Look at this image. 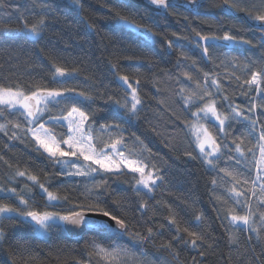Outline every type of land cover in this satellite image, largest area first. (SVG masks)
I'll use <instances>...</instances> for the list:
<instances>
[{
	"label": "trees",
	"instance_id": "obj_1",
	"mask_svg": "<svg viewBox=\"0 0 264 264\" xmlns=\"http://www.w3.org/2000/svg\"><path fill=\"white\" fill-rule=\"evenodd\" d=\"M131 3L134 7L122 8L120 0H81V8L75 6L73 0H0V76L12 75L14 81L22 84L41 81L54 87L49 83L51 73L48 71V63L61 57L66 60L67 66L78 68L82 76L92 77L107 85L117 97L124 96L125 89L114 82L116 75H128L133 81L139 79V85H133L138 87L146 103L140 119L125 125L128 128L125 135L134 132L142 139L147 137L145 143L155 154L154 162L160 167L164 180L150 194L151 198L143 197L148 204L146 211L138 208L140 199L132 191L134 180L131 175L97 176L96 180H106L107 187L102 195L108 204L114 201L123 203V211L131 218L130 230H138L144 234L151 227L153 239L132 247L129 244L131 237L127 234L122 239H102L95 233L86 231L73 238L63 225L54 227L46 236H40L28 223L17 221L13 226L5 220L3 224L7 238L0 242V264H108L95 254L89 257L90 248L86 246L93 239L105 245L116 240V243L128 250L125 264H260L264 260V230H261L260 239H257L254 232L231 226L224 219L226 212L241 215L245 213L236 208L221 188L213 190L210 181L216 172L209 171L199 158L191 160L185 156V152L189 151L196 154L193 135L186 124L196 123L191 113L197 111L200 105L192 106L186 111L179 96L182 87L185 89L184 95L188 96L189 90L195 89L197 81L203 86V73L211 72L220 80L231 101L241 109H247L249 101L245 93L255 96L254 89L238 87L235 79L229 84L224 74L234 71L242 83L251 75L244 71V65L248 61L256 62L253 71L264 66V60L261 59L264 57V49L258 46L261 33L257 25L243 12L226 14L221 8L223 0H206L198 10L199 15L182 8H170L168 16L157 15L144 6L133 1ZM254 3L258 4V0H247L248 7H252ZM45 6L52 10L47 15L42 11ZM113 9L129 15L137 23L152 27L158 34L155 40L145 45L139 32L116 22ZM253 12L255 13V9ZM41 17L47 19V27L39 38L28 37L23 30L14 34L4 31L5 28L22 26L24 22L31 25ZM193 29L221 36L225 31L231 30V35L237 39L251 40L256 47L235 44L228 48L210 49L216 65H221L222 61L227 65L226 68L223 65L214 67L213 62H206L200 49L191 43L195 36ZM174 33L189 38L188 41H183L184 48H167V41L176 39ZM181 51L186 54L187 59L180 56ZM134 54L151 61V71L147 63L140 66L139 63L126 60V57ZM41 57L46 60L44 70L31 71L33 66L41 62ZM233 57L237 58L235 63L240 65L239 68L234 69L229 63ZM112 64L118 65L117 73L112 71ZM186 72L192 76V80L184 75ZM91 107L104 109L105 104L98 99ZM110 113V108L98 113V123L110 118ZM5 116L6 119H0V123L11 121L25 126L19 119V113H5ZM253 119L256 117L253 116ZM259 119L264 122V116ZM201 123L207 124L210 131H215L214 124L203 118ZM150 126H154L160 135L153 134L149 130ZM261 126L262 124H258L252 135L249 134L246 122H234V131L229 130V141L233 137L238 143L243 141L242 147L247 156V160L242 162L244 165L253 160L249 149H255V159L259 158L256 145ZM12 131L9 125L7 135L0 132V156H3V160H0V184L18 187L19 190L25 186L31 187V183L26 178H17L13 184H8L17 168L39 175L41 181L44 179L43 173L51 175L54 169L50 162L35 151V145L28 137L21 134V139L10 140ZM166 142L171 143L166 146ZM129 146L131 147L130 142ZM226 159L227 157L219 161V167L243 172L245 176H255L254 165L251 166V173H248L244 171V167L237 166L235 161L225 164ZM5 161L12 167L9 168ZM85 183L91 182L53 180L50 190H60L61 195L69 194L75 199L84 193ZM250 188L251 183L240 186L241 190ZM36 199L43 207V198L37 196ZM5 202L15 203L14 200ZM69 207L70 204H65L56 210L66 211ZM173 215L181 229L187 227L190 231L208 233V238L200 248L192 249L190 244L185 246L182 241L173 239L177 235L176 226L169 224V218ZM197 215L203 216L202 223L195 220ZM254 227H259V224ZM182 235L184 239H190L186 233ZM230 237L236 238V242L230 240ZM169 243L171 248L162 247ZM200 251L205 253L203 258L199 255ZM173 253H178V257Z\"/></svg>",
	"mask_w": 264,
	"mask_h": 264
},
{
	"label": "snow or ice",
	"instance_id": "obj_2",
	"mask_svg": "<svg viewBox=\"0 0 264 264\" xmlns=\"http://www.w3.org/2000/svg\"><path fill=\"white\" fill-rule=\"evenodd\" d=\"M147 3L154 6L156 10L163 9L165 13L170 8L178 6L173 4L172 0H147ZM73 4L82 8L81 0H73ZM120 6L134 7L131 0H120ZM182 6L185 8L192 6L196 15H199L196 11L199 6L197 0H187V3ZM221 8L229 15L245 13L247 18L257 25L261 33L258 46L264 49V0H258V4L254 3L252 7L247 6V0H223ZM42 11L47 15L52 10L45 6ZM112 12L118 24L126 25L139 32L145 45L157 37V32L149 25L137 23L129 15L115 9ZM46 27L47 19L41 17L31 25L24 22L22 26L5 28L4 31L14 34L23 30L28 37L39 38ZM193 31L195 36L191 43L200 49L201 56L206 62H213L214 67L223 65L226 68L227 65L223 61L221 65H216L210 49L228 48L235 44L256 47L251 40L237 39L236 36L231 35V30L225 31L222 36L215 33L204 34L195 29ZM173 35L176 39H169L167 48H184L183 41H188L189 38L175 33ZM225 55L227 56V53ZM180 56L187 59L183 51ZM236 59L233 57L229 60L234 69L240 67L235 63ZM261 59L264 60V57ZM126 60L139 63L140 66L147 63L151 71L152 62L142 56L134 54L126 57ZM45 62V58L41 57V62L33 66L31 71H43ZM179 66L178 59L177 67ZM254 67H256L255 61H248L244 65V71L250 72L251 75L242 83L234 71L224 74L229 84L235 79L238 87L254 89L255 96L245 93L249 101L247 109H241L239 105L231 101L225 94L226 89L220 80L211 72L203 73V86L197 81L195 89H190L188 96L184 95L185 89L182 87L179 90V96L186 106V111L192 106L200 105L197 111L191 113L197 123L186 124L193 134L196 154L193 155V152L189 151L185 152V156L191 160L199 158L209 171L216 172L210 181L213 190L221 188L236 208L245 213L241 215L229 211L225 213L224 219L233 227L246 228L254 232L257 239H260V232L264 230V211H258L264 209V122H261L259 118L264 116V66L253 71ZM111 68L114 73L118 72V65L112 64ZM48 71L51 73L48 78L49 83L55 85L54 87L41 81L22 84L14 81L12 75L0 76V119H6L5 113L8 115L19 113V119L25 125L22 127L20 123L6 121L0 123V132L7 135L11 125L13 131L9 139H21L22 135L28 137L35 145V151L50 162L54 169L51 175L43 173V181L39 175L30 174L27 169L14 170L8 184H13L17 178H26L31 183V187L25 186L18 190V187L0 184V197H3L0 199V242L7 238L3 224L5 220L11 222L13 226L17 221L28 223L34 231L39 233H47L61 225L65 227L71 225L81 231L93 232L102 239L111 237L122 239L127 234L131 237L129 244L132 247H138L152 240L153 228L151 227H148L144 234L138 230H130L131 218L123 211V203L114 201L108 204L102 195L107 187L106 180H96L97 176H119L125 173L131 175L134 180L132 191L140 199L138 208L141 211H146L148 208L147 201L143 197L151 198L150 194L164 180L160 167L154 162L155 154L145 143L147 137L142 139L134 132L125 135L128 132L125 125L140 119V113L146 103L138 87H133V83L139 85V79L133 81L128 75H116L114 82L118 87L125 89V95L117 97L112 94L113 90L107 85L97 82L92 77L82 76L78 68L67 66L66 60L61 57H56L48 63ZM184 75L192 80L189 73L186 72ZM98 99L104 102V109L91 107ZM108 108L111 109L110 118L98 123V113ZM222 108L225 110L222 111ZM253 116L256 119H253ZM201 118L214 124L215 131H210L207 124L199 123ZM234 122H246L250 135L255 134L258 124H262L256 145L259 150V159H255V149H249L253 160L248 165L242 164L247 160L242 147L243 141L238 143L235 137L229 141L231 134L229 130L234 131ZM149 130L155 135H160L154 126H150ZM170 143L166 142V146ZM5 147L8 146L5 145ZM225 157H227L225 164L235 161L237 166L244 167V171L248 173H251V166L254 165L255 176H245L243 172L219 167V161ZM0 160H3V156H0ZM5 163L8 164L7 161ZM8 167L11 168L12 165L8 164ZM53 180H71L77 183L90 181L91 183H85L84 193L73 199L69 194L61 195L60 190H50ZM249 183H251L250 189H240L241 185ZM37 196L43 198V207L39 205ZM217 199L222 198L217 197ZM5 200H14L15 203H8ZM65 204H70L68 210H56ZM195 220L202 223L203 216L197 215ZM257 223L259 227H254ZM169 224L176 226L177 235L173 239L182 241L185 246L190 244L192 249L200 248L208 238L206 232L190 231L187 227L181 229L174 215L169 218ZM182 233H186L190 239H184ZM230 240L236 242L234 237H230ZM86 247L90 248L89 257L95 254L108 264H125V258L128 256V250L116 243V240H111L105 245L93 239ZM162 247L171 248L172 245L169 243ZM173 255L178 257V253ZM199 255L203 258L205 253L200 251ZM260 264H264V260H261Z\"/></svg>",
	"mask_w": 264,
	"mask_h": 264
},
{
	"label": "water",
	"instance_id": "obj_3",
	"mask_svg": "<svg viewBox=\"0 0 264 264\" xmlns=\"http://www.w3.org/2000/svg\"><path fill=\"white\" fill-rule=\"evenodd\" d=\"M131 1H133L137 5L139 4L141 6H144L147 9H150L151 11H153L154 13H156L157 15H160V14L163 15V16H168L169 15V10H168L167 13H165L163 9L156 10L154 8V6H151V5H149L147 3V0H131ZM205 2H206V0H197V4L199 6L196 8V11L200 10L202 8V6L205 4ZM172 3L178 5L175 8H180V9L182 8V9H184L186 11H189V12H192L193 11L192 6H189L187 8H185L184 6H182V5H185L187 3V0H172ZM65 229L67 230L68 234L70 236H72L73 238L74 237L81 236L82 234H84V232H86V231H81L79 229H75L71 225L65 227Z\"/></svg>",
	"mask_w": 264,
	"mask_h": 264
},
{
	"label": "rangeland",
	"instance_id": "obj_4",
	"mask_svg": "<svg viewBox=\"0 0 264 264\" xmlns=\"http://www.w3.org/2000/svg\"><path fill=\"white\" fill-rule=\"evenodd\" d=\"M137 86V85H136ZM135 86V87H136ZM133 87H134V85H133ZM201 120H202V118L200 119V121H199V123H201ZM196 123H197V121H196ZM196 123H194V124H196ZM202 124V123H201ZM193 135V134H192ZM259 159V158H258ZM38 235H40V236H46L49 232H47V233H39V232H36Z\"/></svg>",
	"mask_w": 264,
	"mask_h": 264
}]
</instances>
